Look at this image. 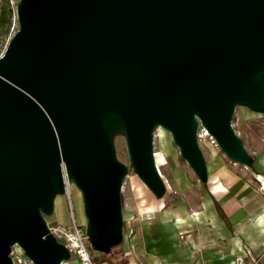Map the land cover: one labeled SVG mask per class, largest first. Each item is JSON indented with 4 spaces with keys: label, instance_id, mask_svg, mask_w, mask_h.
Wrapping results in <instances>:
<instances>
[{
    "label": "water",
    "instance_id": "95a60500",
    "mask_svg": "<svg viewBox=\"0 0 264 264\" xmlns=\"http://www.w3.org/2000/svg\"><path fill=\"white\" fill-rule=\"evenodd\" d=\"M18 21L0 59V264L15 245L34 264L68 261L44 211L71 181L96 250L121 243L127 170L109 121L158 198V129L202 179L200 128L252 166L232 123L239 106L264 112V0H20Z\"/></svg>",
    "mask_w": 264,
    "mask_h": 264
},
{
    "label": "crops",
    "instance_id": "0c3cea01",
    "mask_svg": "<svg viewBox=\"0 0 264 264\" xmlns=\"http://www.w3.org/2000/svg\"><path fill=\"white\" fill-rule=\"evenodd\" d=\"M249 111L253 115L246 119H261L263 128L258 142L251 141L253 149L243 143L252 166L232 164L212 146L203 153L204 179L183 164L169 168L174 175L170 183L159 169L169 195L158 198L137 177L131 186L132 211L123 213V241L115 247L120 261L109 259L110 264H237L238 258L243 264H264V112ZM195 186L197 194L192 192ZM72 187L66 189L69 198ZM76 195L86 225L81 193ZM56 203L59 207L60 199ZM68 223L60 209L54 227Z\"/></svg>",
    "mask_w": 264,
    "mask_h": 264
},
{
    "label": "rangeland",
    "instance_id": "374dc122",
    "mask_svg": "<svg viewBox=\"0 0 264 264\" xmlns=\"http://www.w3.org/2000/svg\"><path fill=\"white\" fill-rule=\"evenodd\" d=\"M19 2L20 0H0V12H5L4 14L6 15V20H7L4 25L0 24V58L6 54L7 49L13 37L20 30V24L18 21ZM262 83L264 86V76L262 77ZM251 115L253 114L251 111H249V109H247L246 107L239 106L236 110V114L232 123L233 128L237 133L238 137L240 138L241 141H243V143L246 142V145L249 149H253L251 141L253 142L254 140L255 142L257 140L258 142L261 136L260 130L263 129L261 119H257V120L255 119L254 121H249L248 119H246V116H251ZM105 128L108 134L110 135L112 143L114 145L117 161L120 162L127 170L126 176L123 181L122 203H123V213H125V215L128 216L129 211L130 212L132 211L131 186L135 184L137 180V174L132 166V161L127 147L126 137L122 132L121 125L114 120L107 122L105 124ZM204 133H205L204 130L200 128L198 132V141L203 153L206 154L207 149L212 146H214V149L221 152V150L218 148L217 145L215 146L211 143L212 137L206 136L204 135ZM153 149H154V158H155V164L157 166V170L159 171L160 169L164 178L171 183L174 177V175L170 172L171 167L183 166V164H187V163L182 159L180 155V151L172 141L171 135L166 131H164L163 129H158L155 131ZM249 155H251V152H249ZM226 158L232 164H235L228 157ZM164 184L166 188V193H165L166 196L170 194L168 188L169 184L167 183ZM71 185H72V181L70 186ZM172 187L174 188V186ZM63 188L61 189L60 186H57V196L54 200V204L57 205L55 211H54V207L44 211V216L48 224L50 226H55L53 223L57 221L59 210L64 208L69 221L68 226L71 225L72 222L74 221L77 224V226L82 229L84 235L87 237L86 240L87 247L89 249L90 255L94 263L110 264L109 258L106 257V255L103 254L101 251L96 250V245H95L96 243L93 242V240H90L88 237L89 235L88 224L86 223V225H84V222L81 220V215L84 216V211H83L82 202L77 199L78 195L76 194L78 193V190L73 186L70 191L71 197L69 198L68 194L65 192V189ZM173 192H176L175 189ZM192 192L197 194L198 189L196 188V186L193 187ZM62 196L63 199L59 198L60 203L58 207L56 201L59 200L58 197H62ZM56 239L59 243H61L57 237ZM117 241L122 242L123 237H119ZM68 256L66 260H68L67 262L69 264H76L73 258H75L80 263V261L78 260L77 257L74 256V254L68 253ZM118 260L120 261V258L116 257L114 261H118Z\"/></svg>",
    "mask_w": 264,
    "mask_h": 264
},
{
    "label": "built area",
    "instance_id": "2783aa9c",
    "mask_svg": "<svg viewBox=\"0 0 264 264\" xmlns=\"http://www.w3.org/2000/svg\"><path fill=\"white\" fill-rule=\"evenodd\" d=\"M2 58V57H1ZM0 58V59H1ZM204 135L206 131L204 130ZM211 143L213 145H217L215 140L212 138ZM68 187V182H67ZM49 226V229L57 237L60 242L69 250L71 254H74L75 257L78 258L81 264H95L90 255L89 249L87 247V237L84 235L82 229L77 226V224L73 221L69 226ZM184 239V236H182ZM12 258L13 264H34L26 255L25 251L19 246L15 245L12 247V251L10 254ZM244 259L238 258L237 264H243Z\"/></svg>",
    "mask_w": 264,
    "mask_h": 264
},
{
    "label": "trees",
    "instance_id": "16d2710c",
    "mask_svg": "<svg viewBox=\"0 0 264 264\" xmlns=\"http://www.w3.org/2000/svg\"><path fill=\"white\" fill-rule=\"evenodd\" d=\"M5 12H0V24L4 25L6 23V15L4 14ZM219 208V206H218ZM220 209V208H219ZM118 254V252L115 250V248H113L111 250L110 253L105 254L106 257H108L111 260H115V258L117 257L116 255Z\"/></svg>",
    "mask_w": 264,
    "mask_h": 264
},
{
    "label": "bare ground",
    "instance_id": "6f19581e",
    "mask_svg": "<svg viewBox=\"0 0 264 264\" xmlns=\"http://www.w3.org/2000/svg\"><path fill=\"white\" fill-rule=\"evenodd\" d=\"M205 131H206V134L208 135V136H211L209 133H208V131L206 130V129H204Z\"/></svg>",
    "mask_w": 264,
    "mask_h": 264
}]
</instances>
